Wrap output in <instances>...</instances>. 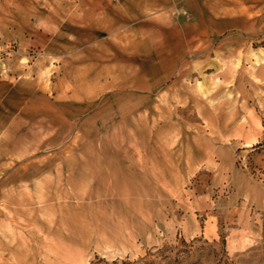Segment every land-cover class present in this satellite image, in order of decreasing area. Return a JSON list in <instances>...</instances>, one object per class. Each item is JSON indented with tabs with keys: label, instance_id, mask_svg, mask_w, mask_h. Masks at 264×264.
I'll return each instance as SVG.
<instances>
[{
	"label": "rangeland",
	"instance_id": "rangeland-1",
	"mask_svg": "<svg viewBox=\"0 0 264 264\" xmlns=\"http://www.w3.org/2000/svg\"><path fill=\"white\" fill-rule=\"evenodd\" d=\"M0 264H264V0H0Z\"/></svg>",
	"mask_w": 264,
	"mask_h": 264
}]
</instances>
